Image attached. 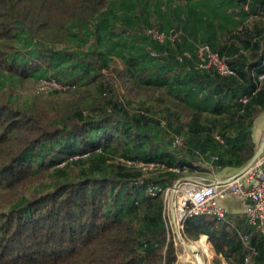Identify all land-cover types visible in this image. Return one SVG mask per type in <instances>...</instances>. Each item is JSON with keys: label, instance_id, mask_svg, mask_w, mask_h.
Here are the masks:
<instances>
[{"label": "trees", "instance_id": "1", "mask_svg": "<svg viewBox=\"0 0 264 264\" xmlns=\"http://www.w3.org/2000/svg\"><path fill=\"white\" fill-rule=\"evenodd\" d=\"M29 80L62 89L21 100ZM262 115L264 0H0V264H175L165 191L242 169ZM183 225L227 264H264L247 221Z\"/></svg>", "mask_w": 264, "mask_h": 264}, {"label": "built area", "instance_id": "2", "mask_svg": "<svg viewBox=\"0 0 264 264\" xmlns=\"http://www.w3.org/2000/svg\"><path fill=\"white\" fill-rule=\"evenodd\" d=\"M154 38L162 42L164 36L154 34ZM201 62L205 68H214L221 76H231L233 70L227 65L225 60L217 53L212 52L208 47H201L199 50ZM262 78V77H261ZM47 82V81H46ZM53 88L58 89V83L55 81L47 82ZM247 98L243 99L246 102ZM183 144L180 138L174 140L175 147H181ZM128 166L141 168L144 171L163 169V164L152 162L144 163L137 161H128ZM173 172H179L178 168H170ZM170 189L165 191L168 194ZM161 191L158 186L150 188L152 195ZM229 196L236 197L247 202L246 221L247 224L255 230L264 234V152L258 161L245 174L233 179L230 182L210 184V185H189L183 189L182 194L176 197L173 204L176 212V226L178 230L184 229V221L187 218L199 216H213L217 219H224L227 216L225 209L220 205V200ZM253 254L257 251L253 249ZM251 257L245 259V264H250Z\"/></svg>", "mask_w": 264, "mask_h": 264}, {"label": "rangeland", "instance_id": "3", "mask_svg": "<svg viewBox=\"0 0 264 264\" xmlns=\"http://www.w3.org/2000/svg\"><path fill=\"white\" fill-rule=\"evenodd\" d=\"M58 89L53 88L50 84H48L46 81H26L23 85L18 87L17 93L18 97L21 100H33L34 98H40V99H47L51 94L57 93L62 89L61 85H58ZM67 94L64 95L61 94V97L66 98ZM258 121L260 122L261 130L257 138H259V143L264 138V115H262ZM164 135V134H163ZM141 169V168H140ZM236 173V172H235ZM205 185H210V183H205ZM189 186V185H188ZM188 186L182 185L179 191L177 192V196L179 194H182L183 189H186ZM172 189L169 190L168 194H165L166 201H167V216L169 217V207L171 203V194ZM176 196V197H177ZM170 221V219H169ZM170 235L173 238L175 242V247L177 250V261L175 264H197V259L200 260L201 263L199 264H227L224 256H220L217 254L214 250V247L208 244L207 241L201 244V237L196 240V238L192 239L190 236H186L185 231L180 228L179 232L181 235V240L183 243L192 246L196 245V249H190L189 247H186L184 244H180L179 240L177 239V235L173 232L172 226H170ZM191 239L193 242H191ZM205 245V246H204ZM196 261V262H195Z\"/></svg>", "mask_w": 264, "mask_h": 264}, {"label": "crops", "instance_id": "4", "mask_svg": "<svg viewBox=\"0 0 264 264\" xmlns=\"http://www.w3.org/2000/svg\"><path fill=\"white\" fill-rule=\"evenodd\" d=\"M260 122L261 121H257V124H256V128H255L256 136L259 135L260 130H261ZM235 174H236L235 172L230 171V170H224L221 172L214 170L210 174L204 175V176L199 177V178H203L202 181L204 184L205 183L218 184V183H223V182L229 180ZM220 205L225 209L227 216H230L233 219V221L237 222V221L243 220L246 222V219H247L246 218V209H247V205H248L247 202H244V201H242L236 197L229 196L225 199L220 200ZM174 211L175 210H174V207H173L172 202H171L170 207H169V219H170L169 223H170V226H172L173 232L175 233V235H177V239L179 240L180 244L186 245L185 243L181 242V240L178 236L177 228H176L177 227L176 226L177 217H176V212H174ZM185 235L187 236V234H185ZM188 236H190L192 239H194V238H196V240L199 239L197 236H191V235H188ZM204 237H206L207 239ZM202 238L206 239L208 244L211 245L209 242L208 236H202L201 239ZM192 239H191V242H193ZM186 247H188V246L186 245ZM215 252L223 257V254L220 253L219 251L215 250Z\"/></svg>", "mask_w": 264, "mask_h": 264}, {"label": "water", "instance_id": "5", "mask_svg": "<svg viewBox=\"0 0 264 264\" xmlns=\"http://www.w3.org/2000/svg\"><path fill=\"white\" fill-rule=\"evenodd\" d=\"M264 152V138L262 139L261 143L259 144L254 156L252 157V159L239 171L236 172V174L234 176H232L229 180L225 181L226 182H230L233 179L245 174L252 166L255 165V163L258 161V159L261 157V155ZM203 178H199V177H187L185 179H181L179 181H177L173 187L172 190V194H171V202L172 205L174 204L175 200H176V196H177V192L179 191V189L181 188L182 185L188 186V185H202L203 183ZM220 184V183H219ZM175 212V211H174ZM177 228V227H176ZM177 233L178 236L181 240V235L179 233V230L177 228ZM181 242L183 243V241L181 240ZM187 245V244H186ZM190 249H192V246L187 245Z\"/></svg>", "mask_w": 264, "mask_h": 264}, {"label": "bare ground", "instance_id": "6", "mask_svg": "<svg viewBox=\"0 0 264 264\" xmlns=\"http://www.w3.org/2000/svg\"><path fill=\"white\" fill-rule=\"evenodd\" d=\"M205 241H206V239H202L201 244L204 243ZM204 246H205V245H204ZM192 249H194V250L196 249V245H195V244L192 245ZM195 262H196V261H195ZM196 263L199 264V263H201V262H200L199 259H197V262H196Z\"/></svg>", "mask_w": 264, "mask_h": 264}]
</instances>
